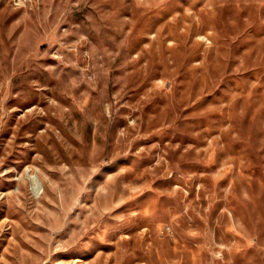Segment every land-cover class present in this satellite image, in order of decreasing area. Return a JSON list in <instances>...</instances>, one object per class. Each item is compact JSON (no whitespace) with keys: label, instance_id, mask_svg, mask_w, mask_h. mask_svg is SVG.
Here are the masks:
<instances>
[{"label":"rangeland","instance_id":"374dc122","mask_svg":"<svg viewBox=\"0 0 264 264\" xmlns=\"http://www.w3.org/2000/svg\"><path fill=\"white\" fill-rule=\"evenodd\" d=\"M0 264H264V0H0Z\"/></svg>","mask_w":264,"mask_h":264}]
</instances>
